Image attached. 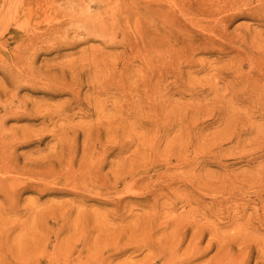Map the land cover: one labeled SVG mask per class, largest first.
<instances>
[{
	"label": "rangeland",
	"instance_id": "rangeland-1",
	"mask_svg": "<svg viewBox=\"0 0 264 264\" xmlns=\"http://www.w3.org/2000/svg\"><path fill=\"white\" fill-rule=\"evenodd\" d=\"M211 2L200 41L182 0H0V166L34 172L0 264H264V0Z\"/></svg>",
	"mask_w": 264,
	"mask_h": 264
},
{
	"label": "bare ground",
	"instance_id": "bare-ground-1",
	"mask_svg": "<svg viewBox=\"0 0 264 264\" xmlns=\"http://www.w3.org/2000/svg\"><path fill=\"white\" fill-rule=\"evenodd\" d=\"M183 5L179 7L180 14H169L168 16H165L163 19H161L160 28H179L182 30L183 28H191L194 32H191V35L195 36L198 40H206L205 33L208 34H214L215 30L213 28H219L218 24L223 23L224 27L231 21V17H219L220 10H214L213 7L215 6V3H212L211 1L214 0H182ZM235 4H241L244 6H250L251 0H231ZM249 17L252 18V20L257 22H262L264 20V7L262 5L255 6L253 9H251V12L249 13ZM166 18V19H165ZM165 19V20H164ZM168 33V32H167ZM169 35V33H168ZM198 35V36H197ZM173 46V42H171L168 51H172L171 48ZM183 49L174 51L173 53H182ZM3 79L6 80V84L9 85L7 82L9 80L7 79V76L4 75ZM1 95L5 96L7 93L6 91H1ZM5 109L1 105V98H0V110ZM9 109V108H7ZM15 115H19V117H25L28 116L30 119H27L28 121L34 120L38 116L26 114L25 112H16ZM6 116V114H4ZM31 116L33 118H31ZM39 118V117H38ZM43 121L45 120V116L40 117ZM24 120V119H23ZM33 133V131L26 132L22 130L19 134H15L13 137H9L7 140L12 138V141L14 142L13 145V151H16V149L23 147L24 144L29 145L31 144H41L42 138H35L33 140H29L27 142H20L21 139L25 140L26 137H30V135ZM36 134V132H35ZM34 134V135H35ZM33 136V135H31ZM5 144V142H4ZM3 144V146H4ZM2 152V151H1ZM62 157V156H61ZM104 163L102 162L101 165ZM4 171L6 174H18V175H27L28 173L33 174L34 172H30L25 169H17L15 166H0V172ZM39 174V173H38Z\"/></svg>",
	"mask_w": 264,
	"mask_h": 264
}]
</instances>
